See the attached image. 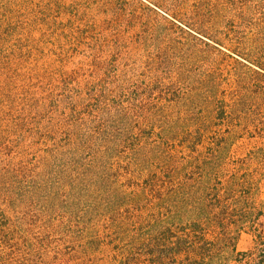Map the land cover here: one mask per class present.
Wrapping results in <instances>:
<instances>
[{"label":"trees","instance_id":"16d2710c","mask_svg":"<svg viewBox=\"0 0 264 264\" xmlns=\"http://www.w3.org/2000/svg\"><path fill=\"white\" fill-rule=\"evenodd\" d=\"M146 1L162 25L137 31L140 14L116 1L95 16L103 35L118 23L133 32L134 64L118 78L113 61L99 57L106 48L117 56L121 34L84 41L89 55L72 53L80 57L72 66L50 60L63 95L39 91L38 102L25 92V111L53 116L8 132L31 143L0 169V264H264V0ZM60 17L77 18L66 9ZM93 33L84 26L75 42L81 47ZM151 47L159 58L145 56ZM21 51L0 53V99L9 111L26 68ZM202 63L209 69L190 70ZM81 64L91 82L69 98ZM148 131L176 146H134L120 157L131 135ZM243 138L250 148L234 158ZM114 161L150 188L151 202L135 215L125 207L144 194L104 192L118 179ZM243 234L250 246L238 251Z\"/></svg>","mask_w":264,"mask_h":264},{"label":"rangeland","instance_id":"374dc122","mask_svg":"<svg viewBox=\"0 0 264 264\" xmlns=\"http://www.w3.org/2000/svg\"><path fill=\"white\" fill-rule=\"evenodd\" d=\"M115 1L117 2L115 4L116 6L128 8L127 12L134 9L140 14L142 20L140 19L137 23V31L147 25L163 24L161 16L150 10L152 5L146 0H0V41L2 42L0 45V53L5 58L7 53L12 52L14 48H20L22 51L18 53V56L26 61V68L21 72L23 78L11 88L12 94L16 99H19L16 106L13 107L12 111H9L6 109V102L0 99V137L2 138L0 142V169L7 166L12 161L17 160L19 152L21 151L20 145L23 146L22 149H24L31 143L29 139L24 141L17 138L14 134H8L13 128V124L24 121L26 125H37L40 123L43 125L53 116L51 110L41 115H35L25 111L22 103L26 98L25 92L29 93V95L38 100V102L41 99L39 91L51 96L63 95L53 80V73L49 68L50 60L57 59L66 64L72 62L69 65L72 66V64H76L80 60V57L73 58L71 56L72 53L76 52L80 56L89 55L86 47H84V41L88 44L91 42V39H98L102 36H104L105 39L109 37L113 40L117 35L121 34V50L118 52L117 56H112V53L106 48L105 51L100 53L99 58L101 60L111 59L113 61L110 67L113 73H115L114 76L116 78H118V71L122 66L126 67L128 65L130 67L131 64H134L132 54L130 53L133 49L129 44L133 38V32L128 31L124 24L121 25L118 23L109 32L103 35L102 31L95 28L94 25L95 16L100 12L98 10L106 11L108 3H113ZM63 9H66L70 14L79 19L75 18L74 21H65L60 17V11H63ZM109 17L110 16L107 18ZM39 22L47 23V27L40 26ZM145 22H149V24ZM84 26L87 28L93 27L94 33L91 37L82 40L81 42L83 45L79 47L77 42H75L74 33L84 30ZM5 32L7 35L4 34ZM152 47L145 53V56H155L159 58L160 55L156 47L153 49ZM80 66V80L75 86H72V88L75 89L71 93L72 95H67L69 98L79 91L81 86L85 83L91 82L90 75L92 72L84 64ZM209 67L208 64L202 63L194 65L190 70H194L198 73V71L203 72L208 70ZM138 69L139 71L143 69L141 63H139ZM144 83L148 84L149 80L144 81ZM133 87V85L128 86L129 90H133ZM123 100H126V96L123 97ZM27 128H31V125L27 126ZM33 129L34 128L30 130ZM148 132V137L146 138L136 134L131 135L128 138V144L125 145V148L118 150L120 157L126 159L128 157V152L130 149H133L134 146L152 147L159 143L166 146V148H168L167 150H173L176 146L174 142L159 138L151 131ZM238 145H240L241 148L239 152L232 153L234 158L242 155L240 151H242L243 148H250L245 138L241 139ZM39 146L38 151H27L29 159H34L36 155L39 156V154L42 153L45 144L41 143ZM6 149H9L8 153H6ZM174 156L177 159H181L184 157V153L182 151H177ZM113 166L119 169L118 179H115L114 182L104 188V192L107 194L106 197L113 196L114 193L116 194L119 191H124L123 193L126 194L124 196H129L136 191L144 194L143 200L137 204L134 203L135 205L133 204L130 207H125V211L128 215L132 216L137 214L139 210L146 209L151 202V198L149 197L150 188H146L145 181L142 182L133 177V174L136 175L135 169L133 168L123 167V165L115 163V161ZM260 198L264 200V182L261 186ZM122 203L123 202L120 204L124 205ZM53 218L56 219V217ZM107 228L108 226L104 224V226H102L103 232H107ZM249 246L250 237L243 234L237 243V249L238 251H244Z\"/></svg>","mask_w":264,"mask_h":264}]
</instances>
